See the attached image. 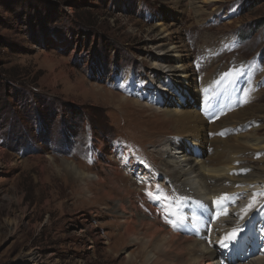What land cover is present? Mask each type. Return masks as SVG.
Segmentation results:
<instances>
[{
  "label": "rangeland",
  "instance_id": "1",
  "mask_svg": "<svg viewBox=\"0 0 264 264\" xmlns=\"http://www.w3.org/2000/svg\"><path fill=\"white\" fill-rule=\"evenodd\" d=\"M159 22L193 68L207 139L241 110L233 124L264 134V0H0V264H133L138 245L122 236L118 203L91 201L93 180L75 179L66 162L110 190L111 160L128 149L150 183L164 181L158 148L174 123L140 96L159 60ZM76 185L86 206L65 214L72 200L60 195Z\"/></svg>",
  "mask_w": 264,
  "mask_h": 264
},
{
  "label": "bare ground",
  "instance_id": "2",
  "mask_svg": "<svg viewBox=\"0 0 264 264\" xmlns=\"http://www.w3.org/2000/svg\"><path fill=\"white\" fill-rule=\"evenodd\" d=\"M200 1L210 4L217 0ZM163 27L161 22L156 25L160 56L143 79L140 96L146 95L174 123L176 136L166 138L158 148L163 160L157 170L169 197L155 200L162 183L155 176L150 183L155 174L150 173V167H139L137 157L128 149L122 158H113L110 166L108 162L110 190L100 175L89 174L68 161L66 168L83 183L93 180L89 191L96 197L91 201L98 197L102 203H118L122 236L138 245L137 254L127 255L133 264H264V195H258L264 193V134H243L248 122L233 124L236 117L247 114L241 110L229 115L218 133L215 123L212 139H207L206 121L194 111L197 102L189 90L193 68L185 64L181 46L171 45V39L162 35ZM234 86L235 82L228 89ZM208 88L204 92H215ZM217 92L211 97L216 95L219 101ZM229 92L226 94H233L232 89ZM203 97L210 100L207 93ZM256 115L253 117L262 118ZM207 142L214 147L212 153L203 150L210 147ZM245 154L260 164H245ZM136 169L140 170L138 177H128V172L133 174ZM98 185L103 187L101 195L95 191ZM82 190L76 185L60 195L62 203L72 200L65 214L86 206ZM249 204L253 206L248 208ZM233 230L239 231L237 239L225 241ZM221 241L229 246L222 247Z\"/></svg>",
  "mask_w": 264,
  "mask_h": 264
},
{
  "label": "snow or ice",
  "instance_id": "3",
  "mask_svg": "<svg viewBox=\"0 0 264 264\" xmlns=\"http://www.w3.org/2000/svg\"><path fill=\"white\" fill-rule=\"evenodd\" d=\"M225 75H228V74H225ZM150 195H151V193H150ZM225 195H227V194H225ZM258 195H264V193H260ZM252 206H253L252 204H249L247 207L248 208H251ZM169 222L172 223L171 221H169ZM173 226L175 227L176 225L173 224ZM238 234H239V231L238 230H233L232 233H229V234H227L225 236V241H235L237 239ZM225 241H221L220 244H221L222 247L227 248L229 246V244L226 243Z\"/></svg>",
  "mask_w": 264,
  "mask_h": 264
}]
</instances>
